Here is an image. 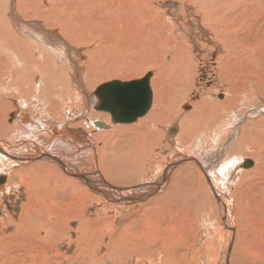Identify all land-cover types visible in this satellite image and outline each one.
<instances>
[{"label": "rangeland", "instance_id": "1", "mask_svg": "<svg viewBox=\"0 0 264 264\" xmlns=\"http://www.w3.org/2000/svg\"><path fill=\"white\" fill-rule=\"evenodd\" d=\"M155 4L162 10L166 11L169 9L168 13L171 18L176 16L174 15L178 6L176 0H160ZM190 18L192 17L190 16ZM173 23L176 24V20L173 21ZM108 30L102 32V37L98 38V40L96 39V42L94 44H90V42L88 41L86 42L88 43V45L85 43L87 45L86 47H88V55L85 52V55L87 57H89L91 51L93 52L99 50L101 51V54H104L103 56L106 57L105 59L108 61L106 62L105 60L104 62H106V64L102 65V68H99V70L102 69L105 71L101 79L94 78V80L91 81L90 86L95 87L96 84L100 85V83L103 84L106 81L109 82L114 79H118L121 81L138 79L144 77L148 72H152L153 76L151 77V84L153 89L155 88L154 93H156V97L158 92L157 87L160 86V84H157V86L154 81L159 72V68L150 66L148 63V59L150 58L149 55H154L156 53V50L155 48L153 49V47L150 48L149 45L146 46V44L143 47L137 45V40H139V38H146V35L142 34L141 32L135 33L137 35V38H135L134 30L131 31V29L130 32H127V35H122L121 32L117 29L111 31L112 33L114 32L113 34L110 33V29ZM147 31L148 30H146V32ZM107 34H110L112 37H109ZM244 35L246 36V38ZM168 36L171 39L173 38L175 40V34H168ZM178 36L180 38L184 36L182 30H180ZM249 36L250 35L248 33L243 34L242 38L244 39H242V42L246 41V43H250ZM177 43L182 44L183 42L177 40ZM239 47L241 46L239 45ZM165 49L166 48H161V53L157 52V55H160V57L158 56V58L162 66L159 64L157 65L161 67L167 65L166 62H169V60H171L173 54V52H171L172 50ZM144 50L146 52H144ZM145 53L149 58H145L147 56ZM195 53L196 62L194 63L195 69L193 72L194 77L190 89L191 92H188L187 99L181 105V107L183 106L182 108L179 107L175 111L176 113L171 112L170 115H167L168 118H170V122L164 121V124L162 123L160 125V139L162 138V140H159L156 144L152 145L153 147H150L151 150L144 161L145 165L143 164V170L140 174L134 176H131V173L119 175L120 171L117 173V170H111V167L108 168L107 166L108 162L112 163V161L121 159L125 155H127L128 149H125L123 144L125 138H131V133L128 132L130 131L129 129L124 128L130 125H135V123L137 124L139 121H136L134 123L115 124V122H113L111 119L109 123L112 124L113 127L116 125L124 126V128H118L115 141L117 139V145H121L115 149L114 147H111L113 140H111V138L107 135V132L111 133L113 132V130L117 129H111L108 121L100 117L95 119L99 121L103 120L109 126V128H103L99 126L97 128H94V126L92 124H89V122H87V124L85 125L83 124V122L81 124L79 122V126H84L87 134L91 133L95 137L91 138L89 135L90 139H92V143H94L93 145L95 147V150L98 151L96 160L98 164L96 162L92 163L91 160L89 161V159L87 160V157L82 158L81 155L83 153H78L79 155L77 153H72V157L74 156V162L72 161V164L74 165L73 168L76 167L78 171L83 173L84 171H86L85 173H87V170L92 168L91 164H94L93 167L98 170V174H103L101 175V178H106L118 187L116 189L113 187H108V189H110V191L119 199L120 197H125L127 201L124 203L121 201H116L115 203V200H117L116 198H107L106 196L102 195V192L100 195V192H98L97 189L98 187H93L95 185L99 186V183H97V181H95L96 183L94 182L95 184L91 186V184L89 185L86 181L83 180V178L78 176L76 177V175L71 173L68 174L69 172L65 171V169L63 168L64 166H62V164L59 162V170L66 177H74L77 178V180L79 179V183L81 184L80 187L78 184H73L71 182H68V180L64 177H60L59 174L56 173L57 171H51V173L47 175L45 174V171L43 172L38 168L36 169V167L40 165L39 162H42L38 161L40 159H38L37 157V155L40 154L41 150L43 149V145L41 146L40 143L36 144L33 147L31 146L33 145V142L31 141L26 142L28 144H24L25 142H23L22 139L15 140L18 137L10 138L12 139V141H9V139L0 136V140H3L5 142H7L8 140V142L10 143L9 147L10 149H12V151H17L19 149L16 155H21L22 158H29L25 163L22 162L23 167L16 166L15 168H13L14 170H11L12 173L11 175H9L8 180L11 187H13L11 188V191H9L7 194L0 193V264H227V251H229L230 246L233 247L232 244L234 241L235 246L233 250L231 249L230 253V256L232 255L234 264H264V133L260 131V126L257 123L251 124V121H257L260 117L264 116V92L258 91L257 93H254V88H248L247 86H244L242 90H238V97L240 98H237L238 103L235 104V108L222 109V117L219 118L217 122L213 121L215 123H209L206 126L203 124L202 126L197 123V125H195V131H193V134L190 137H186V139H181L183 142L180 141V136L183 133V119H185V116L187 115L186 113H190L193 110L192 108H194V104L198 100L209 95V91L214 92L212 94L213 97H218L217 99L224 100L226 97L225 93L231 83H229L228 81H224L221 76L222 73L218 72L219 68L216 61L217 54L210 56L207 51L200 52V50L195 51ZM167 55H169L170 57ZM165 56L168 58V60ZM207 56L208 58H206ZM139 59L140 61H138ZM260 63L262 64L261 67L263 68L264 61L262 60V62ZM99 65H101V63ZM200 68H203V70L206 71L202 72L200 71ZM263 69L262 72H264ZM253 77L254 79L256 78L255 80H258L256 76ZM226 84L229 85L227 86ZM220 86L222 87V89ZM236 91L237 90H235L234 92V90H232L231 94L235 95ZM17 95L16 93L14 94L16 101L20 98V95ZM26 95L30 96L28 94ZM27 96L23 98L28 99ZM14 97L13 99H11L15 100ZM155 97L150 112L155 106ZM5 99L7 101L11 100L10 98ZM31 99L32 97L29 98V108L27 107L29 110L27 108H22V111L31 113H35L36 111L35 114L37 117L42 116L45 118V114L40 110V103L35 100L36 103L38 102L36 104L34 99ZM244 100L246 101V103ZM185 105H187V107H185ZM14 107H16V104L13 101H11V103L8 102V104H4V106L1 105L0 117H4L5 120H8L7 116L9 115V113L13 112L16 109ZM169 110L171 109L169 108ZM228 110L230 112H228ZM231 111L236 112L232 113ZM257 111L260 113H257ZM97 112H99V110ZM205 112L212 113V111L210 110H206ZM240 112L241 114L244 113L243 118H239L241 116L239 115ZM225 116L227 120L223 118ZM249 116L252 117V119ZM7 120L6 122H9ZM172 124L176 125L177 130L173 136H169L170 134H167V129ZM218 124L220 126H218ZM224 124H227L226 127ZM240 127L241 129H239ZM248 128L251 130H249ZM227 129H229V131ZM70 130L72 129L70 128ZM163 130L165 131V133ZM124 132L125 134H123ZM230 133L231 135H229ZM104 134H106L107 136ZM222 134H224V137H222ZM216 135L222 138H218V136ZM260 136L263 138H259ZM170 137L172 140L169 139ZM190 138L191 142L189 141ZM13 142L16 144L13 145ZM161 144H163L164 146ZM169 144L171 145L169 146ZM236 144L238 145L236 146ZM241 144L243 146L247 144V146L243 147ZM181 145L185 148L181 149L183 148ZM238 146L240 147L238 148ZM111 149L115 152H112ZM29 152L31 155L29 154ZM204 152L205 154H203ZM109 153H112L110 155L112 157H108ZM117 153L119 155H116ZM69 154L70 153H63L62 155H65L68 158L71 156ZM188 156L193 158L195 156V158L201 160V163L203 162L204 165H208L210 167V176L215 187H218L217 189H219V192L222 194L226 202L227 200H230V202L228 201L229 212L227 209H225V207L223 209L224 214L227 215L226 220L224 218V215L222 214L221 205L216 201L213 193L209 191V193L213 197L214 202L208 195L204 193V190H201L202 179L204 178L206 181L205 174L198 163L194 160L190 161L191 159ZM213 156H216L215 160L211 159ZM251 157L253 158L254 164L257 167L253 164L251 168H246L245 160L252 159ZM175 159H182V161L175 166V172L172 171L174 173H172V176L169 177L167 184V189L172 191L174 193V196L176 197V201H171V199V202L169 201L172 206L174 205V209L170 208L169 211L162 206L163 196L168 191L165 193L164 191H161L158 194L154 192L151 193V197H148L146 200L140 202L136 201L138 200L137 194L150 187L151 183L158 182L160 177L162 176L161 172H164V168L167 167ZM239 160L241 161L240 163H237L234 168L231 167L232 165H234V161ZM42 165L45 166V164L43 163ZM220 167L222 168L221 170H219ZM94 168H92L91 170L94 171ZM228 169L230 172L229 176L232 177H229L231 181L229 180L227 182L229 183L227 184V187L225 185H222V183L225 182V180L222 179V176ZM238 174H240V176H238ZM254 175L256 177H254ZM50 176H53V178L55 179ZM232 178L234 180H232ZM250 180L252 181L250 182ZM21 181L22 183L20 184ZM17 182L18 184H16ZM102 182H100V185H102ZM13 183L15 185H13ZM103 183L105 184V182ZM260 183L262 184L260 185ZM82 185H86V188H83ZM102 187L103 186H101V188ZM119 188L123 190H118ZM207 188H209L208 184ZM153 189L154 188H152L151 190ZM92 191L94 193H97L98 197L90 193ZM70 194L72 195L70 196ZM250 194L252 196H250ZM67 202H69L70 204ZM98 204H100V206ZM83 206L86 208H84ZM79 207L81 209H84V212L83 210L79 211L81 210ZM259 207L261 210L259 209ZM49 211L50 213H48ZM229 214L232 217H230ZM259 217L261 218L259 219ZM50 218H52L53 220ZM229 218L230 223L233 224L236 230V233L235 231H232L231 228H228L225 224L226 221L229 220ZM228 240H230V243H228ZM33 241L37 242L35 243ZM244 248H248L249 250H247L246 253L250 254L247 258L246 263L243 261L245 259L243 257ZM225 253L226 255L224 256ZM224 258L226 261L224 260Z\"/></svg>", "mask_w": 264, "mask_h": 264}, {"label": "bare ground", "instance_id": "2", "mask_svg": "<svg viewBox=\"0 0 264 264\" xmlns=\"http://www.w3.org/2000/svg\"><path fill=\"white\" fill-rule=\"evenodd\" d=\"M159 1L160 0H0V106L1 105L4 106V104H8V102L11 103V101H13L16 104V107H14L16 109L13 112L9 113V115L7 116L8 120L7 119L6 120L9 122H6L4 117L2 118L0 117L1 118L0 136H3L6 139H9V141L10 140L12 141V139L10 138L18 137L15 140L22 139V141L25 142L24 144H28L26 142L31 141L33 142V145L31 144L30 145L33 147L38 143H40L41 146L43 145L42 147L43 149L42 150L40 149L41 150L40 154L38 155L36 154L38 159H40L38 161H42V162H39L40 165L37 166L36 169L38 168L42 170L43 172L45 171L46 172L45 174L49 175L51 171H57L56 173H58L60 177H64L65 179L68 180V182H71L73 184L76 183L80 187L81 184L79 183L80 182L79 179L77 180V178H74V177L73 178L66 177L59 170V167H58L59 166L58 162H59L62 164V166H64L63 168L65 169V171L69 172L68 174L71 173V174L76 175V177L78 176V177L83 178V180L86 181L89 185L91 184V186H93L96 183L95 181H97V183H99V186L95 185L93 187L95 188L98 187L97 189H98V192H100V195L102 192L103 193L102 195L106 196L107 198H110V199L116 198L117 200H115V203L116 201L117 202L121 201L123 203L126 202L127 199L125 197L124 198L120 197L119 199L117 196H115L110 191V189H108V187H113L115 189L118 187L114 183L107 180L106 178H101V175L103 174H100V173L98 174V170L93 167L94 164H91V167L94 168L95 170L93 171L91 170L92 169L91 168L87 170V173H85L86 171H84V173L78 171L76 167L73 168L74 165L72 164V161L74 162L73 160L74 156L72 157V153L74 154L83 153L81 155L82 158L87 157L86 158L87 160L89 159V161L91 160L92 163L96 162L98 164V162L96 161L98 151L95 150V147L93 145L94 143H92L91 141L92 139H90V137L93 138L94 135L91 133L87 134L85 127L84 126L81 127L79 125L82 122L84 125L87 124V122H89V124H92L94 128L95 127L97 128L98 126L96 125V122L99 120H95L96 118L98 117L104 118L106 121H108V123L112 119L111 114L109 112H106L105 110H99L100 109L99 107H101L100 103H102V101L100 100L96 91L98 87L102 85V83H100V85L99 84L97 85L95 83L96 84L95 87L90 86L91 81H93L94 78L101 79L105 71L102 69L99 70V68H102V65L106 64V62L108 61L105 59L106 57L103 56L104 54L103 53L101 54L100 53L101 51L99 50L93 51V52L91 51L89 57L85 55V52L88 55V52H87L88 47H86L88 43L86 42L88 41L90 42V44H94L96 42L95 41L96 39L98 40V38L102 37L101 33L105 32L108 29H110V33H112L111 31L117 29L118 31L121 32L122 35H127L128 34L127 32H130V29H131V31L134 30L135 38H137V35L135 33L141 32L142 34L146 35L145 36L146 38L144 39H140L138 37L139 40H137V45H139L140 47L141 46L143 47L146 44V46L149 45L150 48L151 47H153V49L155 48L156 53L154 55H149L150 58L145 53L147 55L145 58H149L148 63L150 66L159 68L158 69L159 72L157 76L155 77V81L153 80L156 83V85L160 84V86L158 85H157L158 87L156 86L158 88V92L156 91L157 92L156 97H155L156 93H154L155 88L153 89L152 84H151L152 81L150 80V85L152 89L151 107L154 102V97L156 99L153 110L150 112V109H151L150 107V109L146 113L147 115L144 114L143 115L144 117L141 116L136 120V121H139L137 124L135 123V125H130L127 127L125 126L126 128H124V126L122 125L121 126L116 125L113 127V125L109 123L111 129H117V130H113V132L111 133L107 132L108 133L107 135L111 138V140H113L111 147H114V149L121 145V144L117 145L118 143L117 139L115 141L118 128L129 129L130 131L128 132L131 133L130 135L131 138H128V139L125 138L124 144H123L125 149H128L127 155H125L121 159L112 161V163H109V162L107 163L108 168L111 167L110 168L111 170H115V171L117 170V173L120 171L119 175L121 174L125 175L126 173H131V176H134V175L140 174L141 171L143 170L142 168H143L144 161L146 157L148 156V153L151 150L150 147H153L152 145L156 144L159 140L160 141L162 140V138L160 139V136H161L160 125L162 123L164 124V121L170 120V118H168L167 115H170L171 112L173 113L177 110V108L181 107L182 103L187 99L188 92L191 89V85H192L193 77H194L193 72L195 69L194 63L196 62L195 51H198V50H200V52L207 51V53H209L210 56L217 54L216 61H217V65L219 68L218 72L222 73L221 76L224 81L226 82L228 81L229 83L230 82L231 83L230 85L226 84L227 86L229 85L228 86L229 88L225 93L226 100L225 99L219 100L217 99L218 97L217 98L213 97L212 94L214 92L209 91V95L205 94L207 96L204 95L205 97H202L200 100H198L194 104V108H192L193 110L190 113H186L187 115L185 116V119H183V125H182L183 133L180 136V141H182L181 139H186V137L188 136L190 137L193 134V131H195L194 130L195 125H197V123L200 125L203 124L205 126L208 125L209 123H215L219 120V118L222 117L221 116L223 113L222 109L235 108L234 107L235 104L238 103L237 98H240L238 97V90H242L244 86H247L248 88L249 87L254 88L253 89L254 93H257L258 91L264 92V72H262V69L264 67L262 68L261 67L262 64L260 63L262 62V60L264 61V0H176V3L178 4L176 8V13L174 14L176 16L172 18L169 16V13H168L169 9L165 11L156 6L155 3ZM190 16L192 18H190ZM175 20H176V24L173 23V21ZM146 30L148 31L146 32ZM180 30H182L184 33V36L182 38L178 36V34L180 33ZM247 33L250 35L249 36L250 43H246V41L242 42V39H244L242 38V35L247 34ZM168 34H171V35L175 34V40L173 38L171 39L168 36ZM107 35L109 37L111 36L110 34H107ZM177 40L182 41L183 43L182 44L177 43ZM239 45L241 47H239ZM161 48H166V49L172 50L171 52H173L171 60H169V62H166L167 65L163 67H161L162 65L159 62L160 60L158 56L160 57V55H157V52L159 53ZM144 52L146 51L144 50ZM167 52H170V51H167ZM208 56L206 58H208ZM166 59L168 60L167 57ZM105 60L106 62H104ZM138 61H140V59ZM100 63L101 65H99ZM144 64H147V63H144ZM200 71L204 72L206 70H203V68H200ZM253 76H256L258 80H255L256 78L254 79ZM232 90H234V92L235 90H237L235 95L231 94ZM15 93L16 95L17 94L20 95L19 96L20 98L17 101H16V98L14 97ZM26 94L30 96H27ZM111 95L113 96V93ZM114 95H116V93H114ZM25 96H27L28 99L23 98ZM13 97L15 100H12ZM31 97L32 99H34V101L36 100L40 103V106H41L40 110L41 112L43 111V113L45 114L44 115L46 116L45 118L42 116L37 117L35 114L36 111L35 113L22 111V108L24 109L29 106V103H30L29 98ZM5 98H10V99L12 98V99L10 101H7ZM114 101L116 100L114 99L113 102ZM168 107L171 110H169ZM185 107H187V105H185ZM6 109H9V108H6ZM242 109H245V108H242ZM32 110H35V109H32ZM98 110L99 112H97ZM180 110H183V109H180ZM206 110H210L212 111V113L211 112H210L211 114L206 113L205 112ZM228 112L230 111L228 110ZM241 112L239 114L241 115L239 118H243L244 113L241 114ZM257 113H260V112L257 111ZM223 118L227 120L226 116ZM250 118L252 119V117ZM102 122L104 121L102 120ZM256 123L260 126V131L264 133V116L260 117L257 121H251V124H256ZM224 125L226 127L227 124H224ZM218 126L220 125L218 124ZM70 128L73 131L70 130ZM239 129H241V127ZM176 130H177L176 125L172 124L170 127H168L167 134L168 135L170 134L169 136H173L176 133ZM227 130L229 131V129ZM123 134H125V132ZM229 135H231V133ZM219 137L220 136H218V138ZM222 137H224V134H222ZM259 138H263V137L260 136ZM169 139H171V137ZM190 140L191 138L189 139V141ZM241 140H242V137H241ZM9 144L10 143L8 142V140L7 142L0 140V193H4V194H7L9 191H11V188H13L8 182L9 175H11L12 173L11 170L15 168L16 166L23 167L22 164L25 163L27 159H29L28 157L22 158L21 155H16L17 151L19 150L18 149L19 147L17 148L18 149L17 151H12V149H10L9 147ZM15 144L16 143L13 142V145ZM170 145L171 144H169V146ZM237 145L238 144H236V146ZM240 146H238V148ZM245 146H247V144ZM182 147L183 148L181 149L185 148L184 146ZM111 151L113 152L114 150L111 149ZM63 153H70L69 155L71 156L67 158L65 155H62ZM111 154L112 153H109L108 157H112L110 156ZM203 154H205V152ZM116 155H119V154L117 153ZM190 159H189L190 161L192 160L196 161L205 174L206 181L204 178L202 179V189L201 190H204V193L208 195L210 199L214 202L213 197L209 193V191L213 193L216 201L221 205V211L226 220L227 215L224 214L223 209L225 207V209H227L229 212L228 201L230 202V200H227L226 202L222 194L219 192V189H217L218 187H215L211 179V176H210V169H209L210 167L208 165H204L203 162L201 163V160L200 159L198 160V158H195V156L194 158L190 157ZM211 159L215 160L216 156L215 157L213 156ZM181 161L182 159H179V160L175 159L167 167H165L164 172H161L162 176L160 177L159 181L154 182L156 184L151 183L150 187L139 192L140 194L139 193L137 194L138 200L136 201L140 202V201L146 200L148 197H151L150 196L151 193H154V192L158 194L161 191H164V193L168 191L163 196L162 206L166 210L170 211V208L174 207V205L172 206L170 202L176 201V197L174 196V193L172 191L167 189L168 179L169 177L172 176V173L175 172L174 170L175 166ZM245 161L252 162V164L246 166V168L247 167L251 168V166H253L254 164L253 158L247 159ZM240 162H241L240 160L234 161L233 163L234 165H232L231 167L234 168L237 165V163H240ZM42 163L45 164V166L42 165ZM221 169L222 168L220 167L219 170ZM229 173L230 172L228 169L224 172V175L222 176V179L225 180V182H223L222 185H225L227 187H228L227 184H229L227 182L230 180ZM255 175L254 177H256ZM238 176H240V174H238ZM50 177L53 178V176H50ZM102 180L103 182H105V184L102 182ZM232 180L234 179L232 178ZM251 181L252 180H250V182ZM100 182H102V185H100ZM21 183L22 181L20 182V184ZM16 184H18V182ZM207 184L210 189L207 188ZM261 184L262 183H260V185ZM13 185L15 184L13 183ZM101 186L103 187L101 188ZM84 187L86 188V185L83 186V188ZM152 188H154L153 189L154 191L151 190ZM118 190H123V189L119 188ZM90 193L98 197L97 193H94L93 191ZM71 195L72 194H70V196ZM250 196L252 195L250 194ZM72 200H73V197H72ZM86 201H87V198H86ZM98 205L100 206V204ZM29 206H28V209H29ZM82 210L84 212V209H81L79 211H82ZM48 213H50V211ZM260 218L261 217H259V219ZM225 224L228 228H231V230L235 231L236 233V230L233 224L230 223V218L228 221H226ZM64 225H67V224H64ZM230 240H228V243H230L229 242ZM232 245L233 247L230 246L229 251H227L228 253L227 261L224 258L227 264H234L232 255L230 256V253H231V249L232 250L234 249L235 241L233 242ZM247 250L249 249L244 248L243 250L244 251L243 257L245 258L243 261L245 263L247 262V258L250 255L246 253ZM225 255L226 253L224 254V256Z\"/></svg>", "mask_w": 264, "mask_h": 264}, {"label": "water", "instance_id": "3", "mask_svg": "<svg viewBox=\"0 0 264 264\" xmlns=\"http://www.w3.org/2000/svg\"><path fill=\"white\" fill-rule=\"evenodd\" d=\"M151 77L152 72H148L142 78L128 81L114 79L100 85L96 91L102 101L99 110L109 112L115 123L135 122L139 117L146 114L151 107ZM112 93L113 96L111 95ZM114 99L116 101L113 102ZM96 125L103 128L109 127L102 121H97ZM250 164L252 162L247 161L245 166Z\"/></svg>", "mask_w": 264, "mask_h": 264}]
</instances>
